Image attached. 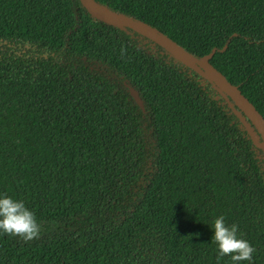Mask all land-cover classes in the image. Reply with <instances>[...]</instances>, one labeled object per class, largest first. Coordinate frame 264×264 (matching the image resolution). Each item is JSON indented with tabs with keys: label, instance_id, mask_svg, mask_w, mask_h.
<instances>
[{
	"label": "trees",
	"instance_id": "obj_1",
	"mask_svg": "<svg viewBox=\"0 0 264 264\" xmlns=\"http://www.w3.org/2000/svg\"><path fill=\"white\" fill-rule=\"evenodd\" d=\"M94 1L208 57L264 119V0ZM240 117L260 142L213 80L80 0H0V192L41 225L0 234V264H231L220 214L264 264V147Z\"/></svg>",
	"mask_w": 264,
	"mask_h": 264
},
{
	"label": "water",
	"instance_id": "obj_2",
	"mask_svg": "<svg viewBox=\"0 0 264 264\" xmlns=\"http://www.w3.org/2000/svg\"><path fill=\"white\" fill-rule=\"evenodd\" d=\"M80 1L95 18L107 24L114 25L120 29H124L127 27L136 31L137 33L149 38L150 40L163 47L179 61L185 63L194 70L199 71L200 74L207 76L211 80H213L215 86L234 102L237 108L243 112V114L247 117L251 124L257 129L258 133L261 136L260 142L257 141L255 131L250 123L244 117H240V120L243 122L245 129L250 135L252 141L257 146L264 147L263 117L255 109L253 104H251L244 97V95L241 94V92L225 78V76L219 70H217L210 62H208V57H203L201 60H198L193 55L177 46L166 36L155 31L153 28L146 26L143 23L128 16L112 12L109 9L99 5L94 0ZM199 68H201L202 71ZM128 88L131 96L134 98L136 103L141 107L142 110H144L142 99L138 95L137 91L130 86ZM234 112L238 113L236 109H234Z\"/></svg>",
	"mask_w": 264,
	"mask_h": 264
},
{
	"label": "clouds",
	"instance_id": "obj_3",
	"mask_svg": "<svg viewBox=\"0 0 264 264\" xmlns=\"http://www.w3.org/2000/svg\"><path fill=\"white\" fill-rule=\"evenodd\" d=\"M120 55H125V48H120ZM238 224L228 223L225 215L220 214L212 220L211 241L216 245V257L219 262L227 256L231 264H252L255 247L238 231ZM41 225L35 212L26 206L24 200L0 192V234L19 236L24 241L37 238Z\"/></svg>",
	"mask_w": 264,
	"mask_h": 264
}]
</instances>
